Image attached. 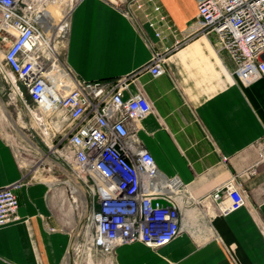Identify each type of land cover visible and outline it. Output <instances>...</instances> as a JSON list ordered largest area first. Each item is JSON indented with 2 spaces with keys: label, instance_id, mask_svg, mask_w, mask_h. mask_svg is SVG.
I'll list each match as a JSON object with an SVG mask.
<instances>
[{
  "label": "crops",
  "instance_id": "obj_1",
  "mask_svg": "<svg viewBox=\"0 0 264 264\" xmlns=\"http://www.w3.org/2000/svg\"><path fill=\"white\" fill-rule=\"evenodd\" d=\"M124 1L78 0L73 6L62 55L78 79L133 74L154 51L173 48L194 30L196 0H156L171 26L170 31L159 26V39L142 12L136 13L140 27L122 14ZM164 67L159 77H136L151 104L137 136L158 172L178 180L190 200L181 232L160 248L122 245L81 264H264V164L246 173L257 159L254 144L264 135V81L241 85L213 34L195 36L171 51ZM135 89L131 85L124 99ZM233 177L245 204L222 215L212 194ZM18 182L20 219L0 228V264H65L74 220L55 212L49 185L23 174L0 135V188Z\"/></svg>",
  "mask_w": 264,
  "mask_h": 264
},
{
  "label": "built area",
  "instance_id": "obj_2",
  "mask_svg": "<svg viewBox=\"0 0 264 264\" xmlns=\"http://www.w3.org/2000/svg\"><path fill=\"white\" fill-rule=\"evenodd\" d=\"M58 1L0 0V73L3 78L11 75L18 80L22 89L10 83L13 95L21 97L19 91H23L42 111L50 135L34 122L48 155H55V161L49 159L54 172L69 177L74 190L80 191L77 196L69 187L70 198L79 202L81 210L84 205V212L70 261L66 259L65 264H81L127 244L140 243L152 249L165 246L181 232V216L191 203L181 183L162 176L140 144L137 132L151 104L136 77L140 73L153 78L163 75L167 54L195 36L213 34L218 49L234 63L233 76L241 85L264 81V0H196L192 34L176 41L171 49L154 51L150 61L133 74L95 82L78 79L58 53L57 28L51 27L45 12L48 4ZM121 4L122 14L137 27L136 13L142 12L156 38L161 35L159 26L171 30L156 0H125ZM72 8L68 13L60 10L62 24L67 21L69 26ZM67 32L68 27L62 33L64 39ZM131 85L135 92L124 99ZM254 148L257 159L246 171L249 175L264 164V135ZM21 185L0 188V228L20 219L15 190ZM212 200L222 215L245 204L236 177L218 188Z\"/></svg>",
  "mask_w": 264,
  "mask_h": 264
},
{
  "label": "rangeland",
  "instance_id": "obj_3",
  "mask_svg": "<svg viewBox=\"0 0 264 264\" xmlns=\"http://www.w3.org/2000/svg\"><path fill=\"white\" fill-rule=\"evenodd\" d=\"M75 2L76 0H65V2L59 0L56 3L48 4L45 8L51 19V26L57 24L60 19L58 18L59 13L56 14L55 10L68 13ZM62 11L61 13H63ZM67 19L69 18L67 17ZM10 82L9 78H3L0 73V135L11 146L23 174L27 178L34 175V178L44 180L50 185V194L54 196L55 212L59 216L66 214L72 217L74 220L73 234L76 235L80 232L83 219L79 202L73 203L70 198L69 190L74 186V183L66 175L54 172L55 155H48L42 135L24 101L27 99L26 93L22 91V97L13 95ZM45 155L53 161L46 158ZM80 238L79 242H82Z\"/></svg>",
  "mask_w": 264,
  "mask_h": 264
},
{
  "label": "bare ground",
  "instance_id": "obj_4",
  "mask_svg": "<svg viewBox=\"0 0 264 264\" xmlns=\"http://www.w3.org/2000/svg\"><path fill=\"white\" fill-rule=\"evenodd\" d=\"M45 12H46V14H47V10H45ZM55 12H56V14L57 13H59L58 14V18H60L59 20H58V22H60V23H58L57 22V24H55V27L54 28H57L56 29V31H57V42H58V45H57V50H58V53H60L61 55H62V50H63V47H64V43H65V40L66 39H64L63 37H62V33H63V31L64 30H66L67 29V21L64 23V24H62V22H63V20L61 19V18H63V15H62V13H61V11H59V10H55ZM47 16H49L48 14H47ZM51 20V19H50ZM62 20V21H61ZM52 27V26H51ZM60 41V43H59V41ZM60 49V50H59ZM10 80H11V84H13L14 86H18L19 88H21V86H20V84H19V82H18V80H16V78L14 77V76H11L10 75V78H9ZM22 89V88H21ZM22 91H19V93H20V95H21V97H22V93H21ZM25 101V103H26V105H27V107H28V109H29V111L31 112V114H32V116L34 117V120H35V122L37 123V125H39V127H40V129L42 130V132L48 137V135H50L49 134V128H48V126H46V124H44V122H43V114H42V111L39 109V108H36V107H34L29 101H28V98L26 99V100H24ZM29 143V142H28ZM31 146H32V144L31 143H29ZM73 189H72V191L74 190V189H76L75 187H72ZM74 192H75V194L78 196V193L80 192V191H78V190H74ZM84 205H82V210H81V214H82V212H84Z\"/></svg>",
  "mask_w": 264,
  "mask_h": 264
},
{
  "label": "water",
  "instance_id": "obj_5",
  "mask_svg": "<svg viewBox=\"0 0 264 264\" xmlns=\"http://www.w3.org/2000/svg\"><path fill=\"white\" fill-rule=\"evenodd\" d=\"M40 151H41V150H40ZM48 159H49V158H48ZM74 239H75V234L72 235L71 245H70L69 250H68V255H67V262H68V263H69V261H70L69 253H70V249H71V246H72V243H73Z\"/></svg>",
  "mask_w": 264,
  "mask_h": 264
}]
</instances>
